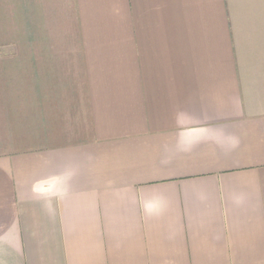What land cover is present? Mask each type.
<instances>
[{
  "label": "crops",
  "instance_id": "0c3cea01",
  "mask_svg": "<svg viewBox=\"0 0 264 264\" xmlns=\"http://www.w3.org/2000/svg\"><path fill=\"white\" fill-rule=\"evenodd\" d=\"M74 5L6 82L0 264H264V0Z\"/></svg>",
  "mask_w": 264,
  "mask_h": 264
},
{
  "label": "rangeland",
  "instance_id": "374dc122",
  "mask_svg": "<svg viewBox=\"0 0 264 264\" xmlns=\"http://www.w3.org/2000/svg\"><path fill=\"white\" fill-rule=\"evenodd\" d=\"M78 35L74 0H0V108L6 82L28 70L25 58L43 55L47 43L76 44Z\"/></svg>",
  "mask_w": 264,
  "mask_h": 264
}]
</instances>
